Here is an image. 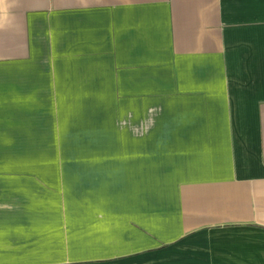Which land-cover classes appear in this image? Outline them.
<instances>
[{
    "label": "crops",
    "instance_id": "crops-1",
    "mask_svg": "<svg viewBox=\"0 0 264 264\" xmlns=\"http://www.w3.org/2000/svg\"><path fill=\"white\" fill-rule=\"evenodd\" d=\"M0 264H264V0H0Z\"/></svg>",
    "mask_w": 264,
    "mask_h": 264
},
{
    "label": "rangeland",
    "instance_id": "rangeland-1",
    "mask_svg": "<svg viewBox=\"0 0 264 264\" xmlns=\"http://www.w3.org/2000/svg\"><path fill=\"white\" fill-rule=\"evenodd\" d=\"M50 159L55 161L54 156H21V155H13L12 162V178H13V191L14 194H28V195H44L55 196L58 199L52 203L46 202V206H62L67 209V202L63 201L66 197L69 198L71 195L82 196L84 195L85 189L83 186H71L75 181H67V182H59V185H51L44 186V177L45 175H50L52 178H61L64 175L66 178L70 179V171L68 170H57L52 171L46 167L48 170H42V165L47 163ZM57 163H61L64 165L62 168L67 166L65 163L68 162V156H56ZM40 165L42 171H38L36 168ZM60 168V167H59ZM67 168V167H66ZM69 176V177H68ZM71 180V179H70ZM45 184H48L47 182ZM63 184V185H62ZM57 186V187H56ZM60 198V199H59ZM57 202V203H56ZM60 202V203H58ZM83 204V203H82ZM56 208V207H54ZM64 209V208H63Z\"/></svg>",
    "mask_w": 264,
    "mask_h": 264
}]
</instances>
